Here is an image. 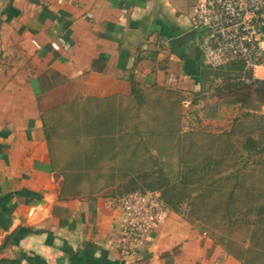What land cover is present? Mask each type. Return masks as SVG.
<instances>
[{"label":"crops","instance_id":"0c3cea01","mask_svg":"<svg viewBox=\"0 0 264 264\" xmlns=\"http://www.w3.org/2000/svg\"><path fill=\"white\" fill-rule=\"evenodd\" d=\"M199 1L0 0V264H247L174 209L121 256L122 213L108 206L120 180H78L52 157L83 107H139L138 120L174 107L183 124V96L203 85ZM192 107L204 124L222 117ZM45 122L58 123L52 142Z\"/></svg>","mask_w":264,"mask_h":264},{"label":"trees","instance_id":"16d2710c","mask_svg":"<svg viewBox=\"0 0 264 264\" xmlns=\"http://www.w3.org/2000/svg\"><path fill=\"white\" fill-rule=\"evenodd\" d=\"M199 68L202 84L210 75L223 77L213 96L223 99L219 105L240 104L244 116L252 117L243 127L197 134L182 131L181 114L174 107L162 110L165 117L145 120L137 119L139 107L136 112L125 107V114L111 105L83 107L60 122L59 140L68 146L59 158L52 155L53 162L78 180L92 174L104 175L112 183L120 180L121 194L159 190L172 209L196 225L210 226L201 227L204 231L227 227V235L241 229L249 237L237 251L224 236L213 237L247 264H264V115L252 113L264 106V78L245 75L242 63L212 68L201 62ZM133 85V92L140 95ZM66 110L76 113L72 106ZM56 124L45 122L49 142L58 130ZM211 213H219V221L212 222Z\"/></svg>","mask_w":264,"mask_h":264},{"label":"built area","instance_id":"2783aa9c","mask_svg":"<svg viewBox=\"0 0 264 264\" xmlns=\"http://www.w3.org/2000/svg\"><path fill=\"white\" fill-rule=\"evenodd\" d=\"M194 12L195 26L203 31L199 46L204 63L212 68L242 63L245 75L260 78L258 72L264 70V0H200ZM53 46L58 48V43ZM175 81L171 74L166 85ZM182 102L191 104L189 93ZM108 206L122 213L119 252L123 257L147 244L154 229L165 224L172 212L158 190L112 196Z\"/></svg>","mask_w":264,"mask_h":264},{"label":"rangeland","instance_id":"374dc122","mask_svg":"<svg viewBox=\"0 0 264 264\" xmlns=\"http://www.w3.org/2000/svg\"><path fill=\"white\" fill-rule=\"evenodd\" d=\"M258 76L260 78L264 77L263 69L258 72ZM222 81H223V77L221 75L220 76L210 75L209 79L205 82V84L199 86L198 88L199 90L190 91L189 97L191 98V104L187 106H185L182 102L185 98V95L183 96L181 102H182V107L184 109L183 111L184 116H183V124L181 123V125L184 126V131L190 130L191 132L197 134L209 133V131L221 133L223 131L231 129L232 126H235V128L243 127V125H245L247 122H249L250 119H252V117L244 116L245 110L240 106V104H227V103L222 105L218 104V100L222 101L223 99L217 96H213V93L215 91L214 89L215 86ZM198 99H199V103L202 105L203 108L202 110H205V113L206 111L213 112L216 109L217 111H219V113H222L221 119L219 121L214 122L213 124H204L199 119V116L197 115L198 114L197 110H195V108L192 107V102ZM255 105H258V103H256ZM257 108L258 111L252 110V113H254V115H258V117L259 115H264V106L263 105L257 106ZM155 113L156 114L147 115V118H152L156 116L165 117L163 113H160V109L156 110ZM141 126L142 128H144L143 125ZM260 132H261L260 129L257 130L255 132V135L260 136ZM256 174L257 172L254 173V179L256 178ZM251 181H253L252 177H251ZM219 216H220L219 213H211L212 222L219 221ZM200 224H199L200 226L198 225L199 227H210L207 225H202L201 222ZM211 229L208 228L207 232L209 233V235H211L213 239L224 236V241L225 242L229 241L228 244L230 245L231 249L236 251L240 249L239 245L241 241L248 239L249 237L248 235L244 236V233L241 229L234 230V232H229V234L227 235H225L226 233H228L227 227H225L224 230H222L219 227H216L215 230H211ZM213 236H215V238ZM232 239L234 241H239V244L237 245L236 243H233ZM243 245L247 247L249 245V242L246 241L243 243ZM247 255L248 257L250 256L249 254Z\"/></svg>","mask_w":264,"mask_h":264}]
</instances>
